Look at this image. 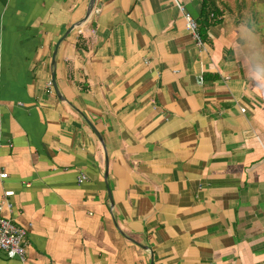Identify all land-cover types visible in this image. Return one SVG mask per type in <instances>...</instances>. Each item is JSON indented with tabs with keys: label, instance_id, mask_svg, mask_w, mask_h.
<instances>
[{
	"label": "crops",
	"instance_id": "crops-1",
	"mask_svg": "<svg viewBox=\"0 0 264 264\" xmlns=\"http://www.w3.org/2000/svg\"><path fill=\"white\" fill-rule=\"evenodd\" d=\"M89 1L0 0V264H264V20Z\"/></svg>",
	"mask_w": 264,
	"mask_h": 264
},
{
	"label": "built area",
	"instance_id": "built-area-1",
	"mask_svg": "<svg viewBox=\"0 0 264 264\" xmlns=\"http://www.w3.org/2000/svg\"><path fill=\"white\" fill-rule=\"evenodd\" d=\"M184 28L188 34L191 35L192 39L197 43L201 44V39L198 34V26L196 20L189 14L184 13ZM91 35L95 32L92 30ZM46 88L49 92H52V82L49 80L46 83ZM1 179L6 178V174H0ZM84 177L78 178V182H82ZM12 192H5V196L8 197ZM27 231L17 226L12 220L6 219L0 216V255L7 259L17 258L23 260L25 256Z\"/></svg>",
	"mask_w": 264,
	"mask_h": 264
},
{
	"label": "trees",
	"instance_id": "trees-1",
	"mask_svg": "<svg viewBox=\"0 0 264 264\" xmlns=\"http://www.w3.org/2000/svg\"><path fill=\"white\" fill-rule=\"evenodd\" d=\"M221 11L217 8L213 0H201V10L199 20H197L198 34L203 41L206 38L209 27L220 22Z\"/></svg>",
	"mask_w": 264,
	"mask_h": 264
},
{
	"label": "rangeland",
	"instance_id": "rangeland-1",
	"mask_svg": "<svg viewBox=\"0 0 264 264\" xmlns=\"http://www.w3.org/2000/svg\"><path fill=\"white\" fill-rule=\"evenodd\" d=\"M240 5L241 4H239V7L242 9H245V11L248 13L249 15L248 20L249 18H252V17L255 18L256 23L257 21H259V19L264 20V0H246L244 2L243 7H241Z\"/></svg>",
	"mask_w": 264,
	"mask_h": 264
},
{
	"label": "water",
	"instance_id": "water-1",
	"mask_svg": "<svg viewBox=\"0 0 264 264\" xmlns=\"http://www.w3.org/2000/svg\"><path fill=\"white\" fill-rule=\"evenodd\" d=\"M94 1H95V0H90V1H89L88 10H87V14H86L85 18H84L81 22H79L78 24H75L74 26H72L71 29H70V31L73 30L75 27L81 25V23H83L84 21L87 20L88 15L90 14V12H91V10H92V8H93ZM53 80H54V79H52V81H53ZM54 89H55V92H56V94H57L56 87H55Z\"/></svg>",
	"mask_w": 264,
	"mask_h": 264
}]
</instances>
